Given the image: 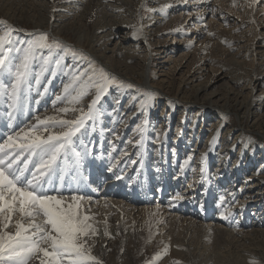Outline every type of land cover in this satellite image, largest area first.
<instances>
[{
	"label": "bare ground",
	"instance_id": "1",
	"mask_svg": "<svg viewBox=\"0 0 264 264\" xmlns=\"http://www.w3.org/2000/svg\"><path fill=\"white\" fill-rule=\"evenodd\" d=\"M243 1V6L252 14L246 18L243 16L244 20L240 16V20L238 13V17L232 18L230 14L234 15L233 12H226L225 18L219 19L224 18L223 22L236 19L235 23L241 28L256 17L264 16V9L258 16L253 11L260 0L255 3L253 0ZM83 3L85 0H0L3 15L0 20L17 30L13 34L15 43L10 53L13 63L19 62L23 55L15 48L23 49L34 39L36 32L46 33L84 53L93 64L97 60L103 63L106 72L117 82L118 77L123 79L119 87L109 86L98 102L96 118L86 121L85 128L72 138L71 145L61 153L45 185L49 194H57L55 190L59 189V194L66 197L73 193L85 197V210L97 229V234L88 239L92 255L101 264H131L132 256L141 250L136 238L141 235L147 241L145 248L160 246L164 249L168 246L173 248L172 253L179 250L180 264H214V254L218 252H210L211 244L214 249V241L223 242L217 249L226 247L224 249H232L228 254H233L243 249L242 245L249 239L264 240V160L260 158L261 152L258 153L260 145L252 138L243 145L236 142L237 138L228 144L229 135L223 132L225 135L222 133L220 137L218 134L226 124L230 107L238 106L246 111L242 100L264 94V84L261 83L264 81L254 80L252 73L244 78L227 79L221 67L212 68L206 54H201V48L206 44L201 46L200 42H204L200 41V46L192 48L197 36L207 35L206 31L201 34L204 24L198 32L192 31L193 34L175 35L179 38L171 43L161 42L159 33L152 29L161 22H168L172 16L175 18V10L189 6L198 12L200 4L206 6V2L156 0L149 24L133 28L128 22L118 26L107 21L99 22L91 35L84 31ZM130 3L129 0H111L108 5L114 8L117 4L128 6L135 11L137 8ZM204 12L202 17L207 10ZM102 13L101 18L98 19L97 15L94 20L109 15L107 11ZM232 26L226 30L228 38L233 35ZM122 28H127L126 33L111 44L115 31ZM261 29L263 32L255 35L249 49L240 51V54L245 53L242 57L251 52L252 60L264 59V49L260 50L264 48V25ZM183 30L184 34L188 32L186 27ZM68 33L74 41L72 44L66 39ZM220 38L216 39L219 41ZM176 46L183 48L177 57L174 52L179 48L175 50ZM150 52L158 54L155 61L151 62ZM49 53L48 49L36 52L29 81L23 86L15 106L5 91L10 89L12 76L7 69L0 70V142L36 123L37 117L58 115L68 120L76 119L79 110L87 111L88 104L95 97L90 91L79 103L69 104L70 97L64 94V86L71 83L74 74L90 66L86 59L74 58L62 49L55 54ZM196 53L204 58L199 55L193 66L185 65L188 57ZM57 59L61 61L59 66ZM233 63L238 68L240 61L234 59ZM148 65L151 66L150 72L145 68ZM182 67L186 68L184 77L173 91L170 87ZM131 83L147 87L153 98L157 94L163 98L172 97L170 100L174 105L154 112V102L150 98L140 100V95L132 89L134 87H128ZM57 96L62 99L57 100ZM185 103L187 107L184 108L182 104ZM64 107L77 110L59 113L58 109ZM133 108L134 112L131 111ZM251 109L255 113L256 109ZM139 111H145L146 116ZM217 114H222L219 120ZM212 116H216L215 121ZM187 117L191 121L188 122ZM172 124L176 125L175 129L171 128L176 131V136L170 139L169 126ZM142 125L144 132L140 133L137 127ZM51 130L62 129L57 126ZM254 140L257 139L254 137ZM39 159V156H33L29 168H34ZM30 174V171L26 172V175ZM118 176L121 179H117ZM152 195L157 196V200H153ZM178 195L182 198L176 199ZM105 230L109 235L104 234ZM7 231H15L14 223ZM41 256L42 253H37L28 264H40ZM177 262L168 258L165 264Z\"/></svg>",
	"mask_w": 264,
	"mask_h": 264
},
{
	"label": "snow or ice",
	"instance_id": "2",
	"mask_svg": "<svg viewBox=\"0 0 264 264\" xmlns=\"http://www.w3.org/2000/svg\"><path fill=\"white\" fill-rule=\"evenodd\" d=\"M16 31L6 21L0 20V70L7 69L12 76L10 89L5 91L13 101V106L23 86L29 81L36 52L42 49L50 52L62 49L74 58L89 60L90 68L74 74L71 83L66 84L63 91L70 97L68 103L71 105L79 103L91 90H95V97L88 104L87 111L79 110L80 115L76 119L68 120L58 115L37 117L36 123L8 135L0 142V264H28L37 253H42L40 264H101L92 255L88 244V239L97 234V229L85 210V197L75 193L66 197L59 194V189L55 190L57 194H49L45 185L61 153L71 145L72 138L85 128V122L96 118L98 102L108 92L109 86L118 82L102 68H95L84 53L64 45L58 39H50L46 33H39L23 49L15 48L16 52L22 51L23 55L19 62L13 63L10 53L13 51L11 46L15 43L13 34ZM44 59L47 62L48 58ZM60 63L57 59V66ZM61 99V96H57V100ZM76 110L64 107L58 112ZM9 115L11 117V113ZM57 126L62 130H51ZM137 131L143 133L144 128L138 126ZM33 156H39L40 159L30 169L29 163ZM29 171L31 174L26 175ZM181 198L179 195L176 197ZM13 223L15 231H7ZM104 234L109 235L107 230ZM163 252H167V246ZM161 254H155L148 264H153Z\"/></svg>",
	"mask_w": 264,
	"mask_h": 264
},
{
	"label": "rangeland",
	"instance_id": "3",
	"mask_svg": "<svg viewBox=\"0 0 264 264\" xmlns=\"http://www.w3.org/2000/svg\"><path fill=\"white\" fill-rule=\"evenodd\" d=\"M129 1L131 2L130 3L131 6L137 8V9H135V11L132 7L126 6L127 7L126 8L125 6H119L118 4H117L118 8L117 7H115V8L111 7L110 5H108V3H111V0H85V3L82 4L83 9H85V11L82 10L83 11L82 23L84 25V31L87 34L91 35L93 33L94 29L97 27V25H95V24H97L99 22H106V21L109 24H114L116 26H118L119 24H123V23L128 22L129 27L131 26L133 28H135V27L138 28L141 24H143V25L149 24L150 20L152 19L150 17L151 8H152V6H154L156 0H129ZM187 1L188 0H186V2ZM196 1L201 2V3L206 2V6H204L203 4H200V7L198 6L199 7L198 12H195V9L192 11L191 10L192 7H189V6L185 9L175 10L176 12H174V14H173L174 16H176L175 18H173V16H172V17H170V20H168V22H161L158 25L152 27V29H155V31L159 33V36H160L159 38H160L161 42L166 40L168 43H171V42L177 40V38H179V37H175V35H177V34L182 35V36H186L189 34H193L192 31L198 32L201 28V25L204 24V29H202L201 34L206 31V34L208 35V39H207V35H205V34H202V36H200V35L197 36L195 38L196 41L193 44L192 48L197 47V45L200 46V44H201V46H203V44H206L205 46H203L205 48H201V51H202L201 54L202 53L206 54L207 58L209 59V61L211 63L212 68L221 67L220 70H223L225 72L227 79H229V78H231V79H233V78H236V79L244 78V77H247L250 73H252L254 76V80L257 78V79H261L264 81V59L260 57V58H254L252 60L251 54H253V53H251V52H249V55L243 56V57H242V55L245 53L242 52L240 54L241 50L242 51L244 50L246 52V50L249 49L250 43L255 38L256 34L263 32L261 28L264 25V19H263L264 16L263 17H256L255 19L257 21L254 20L255 22L252 21V23L243 24L244 26H242L240 28L238 25L239 23H235L237 21L236 19H230L228 22H223V20H224L226 14L230 13V12L231 13L233 12V14H234V15L230 14V17H232V18H235V15L238 13L239 17H238V15H236V16L239 19H240V16H241V19H243L245 16L248 17V15L250 13L252 14V11H249L247 8H245V6H243V5H245L243 3L244 2L243 0H241V1L239 0V2L233 1V0H196ZM192 2H194V1H192ZM235 2L237 4L234 5ZM203 9L205 10V12L207 10V12L205 13L204 11H202ZM262 9H264V0L257 1L254 8H253V11L255 10V13L258 16L259 12H261ZM131 10L134 11V13L131 12ZM103 11H107V14L109 13V15L105 16V18H103L104 20L101 19L99 21H95L94 19L96 18L97 15H98V17H97L98 19L101 18L100 13H102ZM188 12H191V13L187 14ZM193 12H195V14H193ZM203 12L206 14V15H204V17L201 16V14ZM72 15L73 14H71L70 17ZM2 16L3 15L0 13V18H2ZM222 16L224 18L219 19ZM220 22H223V23L221 25H218ZM131 23H133V24H131ZM230 26H232L231 33H233L234 36L230 33L232 35V37L230 35V37H229L230 40H229L227 31H228V29H230ZM235 26H238V28H236ZM185 27H186L185 31H188V32H186L184 34L183 29H185ZM50 28H51V25H50ZM169 29H172V30L169 31ZM232 29H234V30H232ZM126 30H127V28H122L120 30L115 31V37L112 39L111 44H113V42H116V40L121 38V36L126 33L125 32ZM214 32H216V34H213ZM210 33H211V35H210ZM221 33H223L222 36H221ZM29 34H31V33H29ZM38 34L39 33L36 32L33 35L34 39L36 38V36ZM70 35L71 34L68 33V36H66V39H68L69 42L72 44V43H74V41L72 40V36H70ZM48 36L50 39L53 38V36H51V35H48ZM204 36H205V40L207 42L203 39ZM214 37H215V39H214ZM130 38H132V37H130ZM182 38H184V37H181V39ZM216 38H218V39L220 38L221 41L220 40L218 41V39H216ZM189 39H190V37H189ZM210 39H212V40H210ZM227 39L229 41H227ZM236 39L238 40V42ZM200 41H203L204 43H202ZM199 42H200V44H198ZM228 42L231 44H229ZM87 43L89 44L88 41H87ZM191 43H189V44L191 45ZM178 45H181V44H178ZM213 46H215V47H213ZM206 47H208V48L206 49ZM178 48H179V46H176V48H174V49L176 50ZM263 49L264 48H261L260 50H263ZM58 50L59 49H53V50H51V52L49 54H51V53L55 54V52H57ZM182 52H183V48H179L178 51L174 52L175 57L179 56ZM201 54H199V53L192 54L190 57H188V60L186 61L185 65H188V67L193 66L195 64L196 60L199 59L198 56L199 55L201 56ZM148 55L150 56V59L152 62V61H155V57L158 54L155 52L154 53L150 52V53H148ZM206 56H205V58H206ZM202 57L203 56H201V58ZM234 59L237 61H240L238 68L234 66V63H233ZM178 60H180V59H178ZM87 61H88V66H90L89 60H87ZM90 61H92V60L90 59ZM97 61H95L96 63L94 64V67L97 69L102 68L104 71H106L104 69L105 65H103V63L101 64ZM81 62H84V60H81ZM140 68H141V66L139 68L137 67V69H140ZM145 68H148L147 72L151 71L150 65L145 66ZM184 70H186V68L182 67L180 72H178L175 75V79L173 80L172 86L170 87L171 90L175 91V89H177L179 82L184 77V75H183ZM137 72H139V71H137ZM138 79L141 80L142 77H139ZM117 80H118V83L114 84L112 86H118L119 87L121 81H123V79L122 78L119 79V77L117 78ZM261 83L264 84V82H261ZM133 84L134 83H131V86L134 87L132 89H135L136 94L140 95V100L144 101L147 98H149L150 95H149V91H148L147 87L142 88L140 86H137L136 84H134V85ZM189 87L190 86H188V88ZM171 90H170V94H172ZM91 92L94 93V96H95V90H91ZM189 92L190 91H185V93H189ZM246 92L247 91H245V93ZM200 98H203V97H200ZM170 99H173V98L171 97ZM170 99L169 98H163L162 95H160V94H157L156 98H153L150 96V100L152 102H154V105H153L154 112L155 111L157 112L159 109H161L163 107L164 108L172 107L174 105L173 104L174 101L170 100ZM238 100H242V99L238 98ZM223 102H224V100H223ZM242 102H243L244 107L246 108V111L238 108V106L235 108L230 107V112L227 114L228 119L226 121L224 120L226 124L220 128L218 134L220 137H222V135L224 134L223 132H225L226 135H229L228 136V144L233 142L234 138H237L236 142H240L241 145H243L246 143L247 139L252 138L251 140L259 143L260 151L258 153L260 154V152H261L262 155H260V158H263L261 160H264V156H263V154H264V94H262L258 98L244 99V101L242 100ZM182 106L184 108L187 107V103L182 104ZM251 107L256 109L255 113H252L253 109H251ZM180 108L181 107H179L178 109H180ZM134 110H135V108H133L131 111L134 112ZM118 111H120L119 107H118ZM139 112H144L145 116H146L145 111H139ZM184 115H185V113H184ZM221 115L222 114H217L218 120L220 119ZM147 117H149V116H147ZM190 117L192 118V116H190ZM212 117H213L212 120L215 121L216 116H212ZM145 119H147V118H145ZM187 119H188V122L191 121L188 117H187ZM164 120H165V118H163V121ZM156 123L157 122H155V124ZM144 125H146V124H144ZM175 126H176L175 124H172L169 126V129L171 132L170 139H172L174 136H176V131L175 130L171 131V128L175 129ZM142 127H143V125H142ZM112 131L113 130L111 129L110 132L112 133ZM236 134H237V136H236ZM254 137L257 140H254ZM203 140H204V138H203ZM139 141H141V139ZM194 142H195V140H194ZM194 142H193V144H194ZM263 164H264V162H263ZM153 198H154L153 200H157V196H153ZM136 238L138 240V245H139V248H141V250L137 255L132 256L131 264H148V262L152 261V257L157 253H162V254L156 261L153 262V264H165V263H167L168 258H171V259L174 258V260L178 261L177 263L180 264V261L182 259H181V257H179L180 252L177 253V251H179V250L174 252L175 253L174 254L171 252L172 251L171 249H173V248H170L168 246H167V252L166 253L163 252V248H161L160 246H155L153 249H148V246H147L146 247L147 249H146L145 244H147L146 243L147 241H146L145 237L141 236V235H136ZM178 239H179V237H178ZM249 240H247L246 243H244L242 245L243 249H241L238 253L234 252L233 254H231V253L228 254V252H230L232 249L231 250L229 248L224 249L226 247H222L223 249L222 248L217 249V247L219 245H222L223 242H221L219 240L214 241V243H215L214 249H213L212 244H211L212 247L210 248L211 254H212V252L216 253L218 251L216 254H214V262L216 261L214 264H264V240H260V239H253V240L249 239ZM226 246H227V243H226ZM219 250H220V252H219ZM235 250H237V249H235ZM176 254H178V255H176Z\"/></svg>",
	"mask_w": 264,
	"mask_h": 264
}]
</instances>
